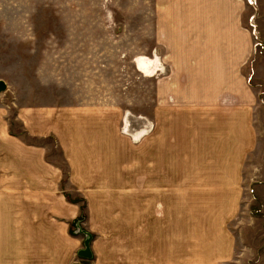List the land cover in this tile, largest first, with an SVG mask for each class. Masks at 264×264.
<instances>
[{
	"label": "crops",
	"instance_id": "obj_1",
	"mask_svg": "<svg viewBox=\"0 0 264 264\" xmlns=\"http://www.w3.org/2000/svg\"><path fill=\"white\" fill-rule=\"evenodd\" d=\"M245 1L155 0V9L164 13L162 24L170 25L174 38H187V42L202 38L188 43L181 51L178 42L176 50H172V57L176 51V58H182L181 62L177 60L182 69L177 75H185L183 82H177L174 74L176 83L172 86L182 90L176 104L189 110L201 109L195 129L204 132V142L210 139L202 155L195 152L198 143L193 142L179 175L189 186L183 201L195 204L187 210L190 223L186 235L204 237L202 242L188 241L190 257L180 263V231L173 207L171 214L165 210L163 215L158 208L148 212L144 202L139 207L138 226L129 227L135 209L126 210L124 194L120 193L123 190L116 188L129 184L123 175L129 172L130 165L120 163L115 168V148L109 141L116 137L115 133L93 134L82 129L87 125L83 116L67 115L72 111L69 108L65 113L43 109L36 117L34 110L17 115L23 135L10 132L8 121L0 114V264H83L79 253L84 238L74 233L77 221L83 228V196L89 204L83 229L94 233L90 248L95 264H231L238 260V242L232 226L243 209L244 171L259 140L254 125L253 90L244 82L240 68L251 53L249 36L243 29L244 12L249 5ZM210 38L217 43L213 63ZM226 38L232 41H223ZM238 46L245 49L241 56L236 53ZM217 114L224 123L219 126V136L211 130ZM124 121V133L133 140L147 132L142 129L132 134L128 120ZM100 133L108 148L89 146L96 134L100 138ZM51 135L59 145L65 170L47 158L44 145L25 139ZM120 135L119 132L117 137L124 139ZM180 158L179 148L172 146L165 163L162 160L156 164L155 170L170 186L177 183ZM165 199L178 202L179 196L166 195ZM169 220L170 230L164 240L163 228L168 227ZM124 244L129 247L127 251Z\"/></svg>",
	"mask_w": 264,
	"mask_h": 264
},
{
	"label": "rangeland",
	"instance_id": "obj_2",
	"mask_svg": "<svg viewBox=\"0 0 264 264\" xmlns=\"http://www.w3.org/2000/svg\"><path fill=\"white\" fill-rule=\"evenodd\" d=\"M247 2L250 6L247 4L244 12L243 29L244 34L248 33L251 53L240 68L244 82L253 90L254 125L259 140L244 171V205L232 226L238 242V260L231 264H264V0ZM155 6V0H0V80L7 85L0 92V114L8 121L10 132L19 135L25 133L17 115L34 110L36 117L43 109L65 113L69 108L72 111L67 115L83 116L87 125L82 129L93 134L114 132L116 137L109 141L115 148V168L120 163L130 165L129 172L119 176L128 178L129 184L116 188L123 190L120 193L124 194L126 210L135 209L129 227L138 226V211L144 202L148 212L158 208L163 215L165 210L171 214L173 207L180 231L182 263L190 257L188 241L202 242L204 237L186 235L190 223L187 210L195 204L183 201L189 186L179 177L180 170L193 142L198 143L199 150L195 152L202 155L210 139L204 142V132L196 130V116L201 109L189 110L176 104L182 90L173 88L172 83H176L175 76L177 82H183L185 75H177L182 70L177 60L181 62L182 58H176V51L172 57V50H176L178 42L181 51L188 43L202 38H190L189 42L187 38H174L170 25L162 24L163 11ZM211 39L213 63L217 43ZM238 47L236 53L241 56L245 49ZM141 57L153 60L150 68L141 70L137 61ZM221 118L217 114L211 123L212 133L217 136L222 133L219 126L224 125ZM125 119L132 134L142 129L147 132L133 140L124 133ZM119 132L124 139L117 137ZM97 134L88 145L108 148L107 140L101 139L103 133L100 138H96ZM214 136L211 135L212 139ZM25 139L44 145L47 158L66 169L53 135ZM172 146L179 148L181 156L174 186L155 170L157 162L165 163L171 156ZM170 187L174 190L170 191ZM163 194L179 196V201L161 198ZM81 204L85 228L89 209L86 197L81 198ZM169 223L170 220L167 226ZM167 230L169 226L163 228L164 240ZM124 245L127 251L128 246ZM90 251L91 257L83 258V264H95V255L91 248ZM257 257L261 258L259 262Z\"/></svg>",
	"mask_w": 264,
	"mask_h": 264
},
{
	"label": "water",
	"instance_id": "obj_3",
	"mask_svg": "<svg viewBox=\"0 0 264 264\" xmlns=\"http://www.w3.org/2000/svg\"><path fill=\"white\" fill-rule=\"evenodd\" d=\"M7 88L6 83L3 80H0V92L5 91ZM74 227H75V231L74 233L77 234H82L84 237V242H83V248L80 251V256L82 258H90L91 257V251H90V242L92 240V234H90L88 231L84 230L81 225H80V221H77L76 223H74Z\"/></svg>",
	"mask_w": 264,
	"mask_h": 264
},
{
	"label": "bare ground",
	"instance_id": "obj_4",
	"mask_svg": "<svg viewBox=\"0 0 264 264\" xmlns=\"http://www.w3.org/2000/svg\"><path fill=\"white\" fill-rule=\"evenodd\" d=\"M141 58L139 60H137L138 61V66L141 68V70H146L147 68H150L151 67L150 63L152 64L153 63V60L150 61L149 59H146V58H143V57H141ZM152 67H154V66H152Z\"/></svg>",
	"mask_w": 264,
	"mask_h": 264
}]
</instances>
